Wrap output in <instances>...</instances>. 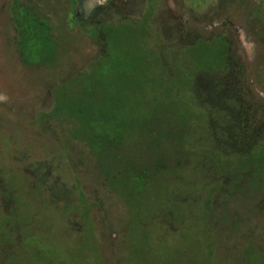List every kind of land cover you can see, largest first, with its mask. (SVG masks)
Wrapping results in <instances>:
<instances>
[{
    "label": "rangeland",
    "instance_id": "obj_1",
    "mask_svg": "<svg viewBox=\"0 0 264 264\" xmlns=\"http://www.w3.org/2000/svg\"><path fill=\"white\" fill-rule=\"evenodd\" d=\"M130 1L128 6L124 0H81L78 17L88 20L97 7L108 4L111 9L138 15L141 3L133 6L136 1ZM163 1L171 25H183L190 36L210 39L222 34L233 42L234 56L245 67V83L252 97L263 102L264 81L259 70L264 65V0ZM11 2L0 0V264H264L263 255L244 251L250 243L264 251V196L239 198L249 187L242 180L229 184L237 198L226 196L225 189L221 197L213 198L215 172L239 177L250 164L214 151L204 122L195 117L199 111L189 92L193 81L186 71L196 73L204 65L212 67L219 57L223 59L217 47L221 40L181 50L178 59L188 68L177 67L176 78L166 84L159 80L152 88L137 91L135 83L123 81L121 100L114 103L120 107L117 118L126 124L121 141L109 153L112 172L122 173L115 182L128 201L126 210L104 187L88 149L67 132H60L59 126L52 124V130L58 132L55 137L38 122L54 108L55 87L99 55L97 41L81 31L70 33L64 26L66 0H41L54 25L59 55L55 68H26L14 46ZM134 27H129L124 40V54L133 60L139 57L137 68L142 69L146 63L143 41ZM113 56L118 61L122 57L116 51ZM113 74L107 78L115 80ZM68 90L76 93L74 87ZM113 95L117 97V92ZM157 109L163 124L174 131L185 120L186 127L176 131L181 141H175L171 154L175 156L172 160L185 163L175 177L163 173L135 188L123 173L130 171V164L141 168L148 162L145 119L151 117L150 110ZM106 125L111 135L121 132L110 122ZM259 153L264 154V145ZM5 160L8 171L13 172L6 184L2 174ZM253 165L264 173V164ZM20 177L27 182L24 189ZM18 188L26 198L37 196L35 203L23 201L18 206ZM84 211H88L95 234L91 226L83 232ZM122 221H127L128 232Z\"/></svg>",
    "mask_w": 264,
    "mask_h": 264
},
{
    "label": "trees",
    "instance_id": "obj_2",
    "mask_svg": "<svg viewBox=\"0 0 264 264\" xmlns=\"http://www.w3.org/2000/svg\"><path fill=\"white\" fill-rule=\"evenodd\" d=\"M124 1L128 6L133 3L130 0ZM135 1L133 6L141 3V8L136 12L139 13L138 15L111 9L108 4L97 7L94 15L84 20L78 17L81 0H66L67 10L62 19L64 26L70 33L81 31L97 41L100 52L84 70L55 87L52 92L54 108L50 113L39 117L40 126L47 131L51 130L57 137L58 132L52 130L55 129L52 124H55L61 128L60 132H67L66 134L72 139L85 146L97 163L104 187L111 191L127 210L128 201L121 195V188L115 182L117 178L122 177V173L112 172L109 153L112 145L121 141L122 130L126 124L124 120L117 118L120 117L117 113L120 107H116L118 103H114L116 100H121V94L125 90L123 81L129 80L135 83L137 91L142 88H152L159 80L166 84L176 78V68L183 66V61L178 59L181 50L207 47L210 42L218 39L221 40L219 42L221 45L217 47L221 48L223 59L219 57L212 67L209 64L204 65L203 69L196 73L185 70L193 81L189 92L199 111L195 117L204 122L205 133L214 143V151L217 154L237 156L247 160L250 165L240 173L239 177L215 172L212 176L213 182L216 183L213 198L221 197L220 192L224 189L228 191L225 193L226 196L236 197L234 192L230 191L229 184L235 181L238 184L242 180H247L249 187L239 198L252 199L260 195L264 196V173L259 172L253 165L259 162L261 165L264 164V154L259 153L264 145V118L260 117V113L264 114L262 112L264 101L252 97L245 83V67L234 56L233 42L222 34L210 39L190 36L183 25H171L167 21L166 11L163 10L165 7L163 0ZM40 2L41 0H12L10 21L15 31L14 46L18 59L24 67L55 68L60 45L54 34L51 17L42 9ZM129 27H134L135 33L140 35L143 41L142 53L146 63L142 69L137 68L136 61H139V57L133 60L124 54V40L129 34ZM114 51L122 56L119 61L117 57L114 59ZM183 68L187 69L188 64L184 62ZM183 68L181 67L182 70ZM112 73H115L113 74L116 76L115 80L107 78V75ZM259 75L264 81V65L259 70ZM71 87H74L75 96L68 90ZM113 91L117 92V97L112 96ZM171 108H167L166 111ZM150 111L151 117L145 119L148 123L144 122L147 124L145 129L148 162L141 168L138 164H130V171L123 173L126 181L128 179L127 182L135 188L144 187L147 182H152L153 178L163 173L175 177L177 169L182 168L185 163L180 159L174 161L172 159L175 156H171L174 155L172 146L175 145V141H181L177 140L176 131L180 126L186 127L185 120L174 131L169 124V126L163 124L158 109ZM109 122L121 132L112 136L111 132L106 130V124ZM174 136L176 139L173 138ZM7 165L6 163L2 172L5 184L13 173L8 171ZM179 177L180 174L177 179ZM223 179L227 180L226 184ZM20 180L23 189L26 188L27 182L21 177ZM23 189H17L21 197L18 201L16 199V204L19 206L23 201L26 204L35 203L37 196L26 198ZM84 214L83 232L91 226L93 229L90 230L95 234L88 211H84ZM125 222L122 221L121 226L127 231L128 226ZM251 250L263 255L264 260V251L254 243H250L244 249L246 253H252ZM16 255L15 252V257Z\"/></svg>",
    "mask_w": 264,
    "mask_h": 264
}]
</instances>
